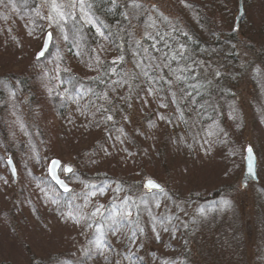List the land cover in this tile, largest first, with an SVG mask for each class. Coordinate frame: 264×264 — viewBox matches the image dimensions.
I'll list each match as a JSON object with an SVG mask.
<instances>
[{
    "label": "rangeland",
    "instance_id": "rangeland-1",
    "mask_svg": "<svg viewBox=\"0 0 264 264\" xmlns=\"http://www.w3.org/2000/svg\"><path fill=\"white\" fill-rule=\"evenodd\" d=\"M117 2L124 22L114 38L108 44L98 37L83 54L66 47L68 36L80 42L66 24L93 19L82 0H0V264H264V0ZM193 30L204 43L212 32L233 44L213 54L203 45V54L186 60L206 73L194 79L204 99L186 103L197 84L179 72L186 50L176 44L178 34L192 38ZM125 42L134 54L113 50ZM176 53L181 57L166 63L165 55ZM106 70L120 71L119 86L89 109L79 108V91L59 81L65 73L86 83ZM29 78L30 88L21 83ZM57 95L68 99L62 114L51 108ZM248 146L258 179L244 186ZM53 158L80 213L62 209L65 200L48 177ZM148 179L163 188L147 189ZM110 203L144 230L108 221L103 229L114 245L104 247L90 236L85 215L99 218L96 210Z\"/></svg>",
    "mask_w": 264,
    "mask_h": 264
},
{
    "label": "trees",
    "instance_id": "trees-1",
    "mask_svg": "<svg viewBox=\"0 0 264 264\" xmlns=\"http://www.w3.org/2000/svg\"><path fill=\"white\" fill-rule=\"evenodd\" d=\"M118 0H82V4L84 3V5H87V7L90 8V14L92 15V20L88 21L89 23H85L83 25H81L79 23V20L75 21V19H73L72 21H69L66 24L67 30L69 32V35H78L80 38V42H78V40H76V42H73V36H68L66 38L67 41V48H70L73 52H77V51H81V53L84 54V52H90L92 53V51L94 50L93 48H95L94 46H98L99 45V41H101L102 38H98L101 36H104L107 40H109L108 44H110V39H113L115 35V30H117L118 28L115 27V25L117 23L122 24L124 21L123 19V10H121V5L119 4V2H117ZM204 17V16H203ZM201 19L202 17L200 15H198L197 19H193L195 21H192L194 24L199 25V23L201 24ZM121 26V25H120ZM96 29H99V31ZM115 32V33H113ZM201 30H197V31H191L192 33V38H189L187 36H182L181 34H178V38L177 39V44L176 47L178 48L179 51H182V49L184 48L186 50V52H184L183 54V70H180L179 72L181 73V75L184 77L186 76L184 79L188 78V83H194V79H196L197 77L202 78L203 76H206V73H197L196 71H192V67H187L186 64V60L189 62H193L194 59H192L193 57L195 58V55H200L203 54L204 51L201 50V47L204 45L207 47V50L210 54H213L214 52L218 51V48H223L222 46L226 45V46H231L233 44V41L231 39H223L222 37H216L215 33H212L211 38L212 41L204 43V38L203 36H201ZM99 33V34H98ZM102 33V34H101ZM210 35V34H209ZM162 37L161 35H157L156 40L158 41V38ZM206 38V36H205ZM209 38V37H207ZM227 41V42H226ZM226 42V43H225ZM112 43V42H111ZM160 45L159 47H161V43L160 39L159 42ZM225 43V44H224ZM224 44V45H223ZM171 46V45H170ZM78 47L79 50H75L74 48ZM82 47H88L87 50L83 51ZM132 47V43L130 42L129 46H127V42L124 43L122 48H114L113 50L117 49V52L119 51V54H123L126 56H130L129 53L134 54L130 49ZM212 49V50H211ZM120 51H124V52H120ZM178 51V52H179ZM185 53H187L189 56H187L185 59ZM140 54L139 51H137L135 53V55L138 57V55ZM191 54V56H190ZM134 56V55H133ZM181 57V55L179 54H170L168 57H164V59L166 60V63L170 61H172V63L176 62V60L178 59V57ZM44 57V56H43ZM42 57V58H43ZM135 60L136 57L134 56ZM150 58V57H149ZM41 59V58H40ZM39 59V60H40ZM192 59V60H191ZM141 63L143 66H147L145 64L148 63V60H146L144 57H142L141 59ZM195 66V65H194ZM172 67H170L171 69ZM169 68L167 67V70ZM114 71V70H113ZM205 71V70H204ZM109 70H106L103 74L98 75L96 77H94L92 80L87 81L86 83H82L81 82V78L76 75V74H63L61 75V78L59 81H61L62 87L66 88H70L69 91L70 93L73 94L74 91H79L81 94L78 96V98L80 99L78 101V105L79 108L84 107H89L90 108L92 106H96V104L99 105V103H101V99L100 97L103 94H111L114 91V87L119 86L118 82L115 81H119V79H117V75H120V71H117L116 74H111L109 73ZM206 72V71H205ZM114 73V72H113ZM132 75V74H131ZM165 75H167V73L165 72ZM127 78V75H126ZM32 79H24L21 81V83L26 86L29 87V84H31ZM79 83L82 84L81 87H79ZM167 82H164V85ZM182 85L185 84V82H180ZM195 84H197V86H195ZM195 86V90L194 92H192L189 89V93H190V97L188 96L186 98V103L188 101L194 100V101H202L205 97V93L201 88V84L194 83ZM30 88V87H29ZM64 89V88H63ZM61 91V89L57 90V93ZM60 95V94H59ZM63 97V94H61ZM82 95L83 96H88V100H86L85 102H83L82 99ZM41 98H43V96H40ZM58 95L52 99V103L51 104V108L55 111H57L59 114H62L64 109L66 108V105L68 104V99H64V101H59L60 99H58ZM54 104V106H53ZM194 107V105L192 106ZM89 109V108H87ZM86 109V111H87ZM55 111V112H56ZM56 112V113H57ZM90 116V113H88L87 111V116ZM88 116V117H89ZM39 143V142H38ZM40 144V143H39ZM41 147V146H40ZM13 159V157H11ZM0 159L2 160L1 156ZM14 161V159H13ZM15 163V161H14ZM7 164V161H6ZM16 165V163H15ZM49 177V176H48ZM49 182L52 183L51 185H53L57 191L59 192V195H61L65 202L62 205V209L63 210H67L70 211L72 213H80V206H82V204L80 203V201L76 202L74 200L76 199H71L70 194H71V190L68 192H62L57 185L51 180V178L49 177ZM110 207L107 208L104 212L103 215H101L99 218L92 216L91 214H87L85 215L88 220L89 223L92 225L93 230L91 231L92 235H90L92 238L97 239L101 244H104V247L110 246L113 244V241L110 242V240L107 239V228L103 229L104 226L106 225V223L109 221L110 223L112 222L113 224H115V221L120 222L119 226H123L124 228H128V229H132L135 233V231L140 230L141 227L143 228L142 223L141 224H136L137 220H127L126 218H124V216L126 215V213H120L118 212V210L116 211V204H112L110 203L109 205ZM83 207V206H82ZM102 225L101 229L98 227ZM129 226V227H127ZM144 230V229H141ZM106 231V235H102V233H104ZM137 233V232H136ZM138 235H140L141 237H144L145 234H142L141 232L138 233ZM136 237V234H135ZM137 239V238H136ZM103 240V242H102ZM114 245V244H113ZM112 245V246H113ZM143 246H145L144 242H141L140 245H138V251L139 249H143ZM89 253L92 252V249H88L87 250ZM183 260V258H180L175 262V264H179V262H181ZM136 264H144L142 261L138 260L136 261ZM181 264H188V263H181Z\"/></svg>",
    "mask_w": 264,
    "mask_h": 264
},
{
    "label": "water",
    "instance_id": "water-1",
    "mask_svg": "<svg viewBox=\"0 0 264 264\" xmlns=\"http://www.w3.org/2000/svg\"><path fill=\"white\" fill-rule=\"evenodd\" d=\"M243 14V5L240 3V6H239V12L237 14V17H236V25L235 27L238 26L239 24V20L241 18ZM50 33V32H49ZM45 36V39H44V43H43V46L42 48L40 49V51H45V53L48 51L49 47H50V44H51V40H52V34H51V39L48 38V34ZM39 51V52H40ZM38 52V53H39ZM37 53V54H38ZM37 54H36V57H37ZM247 151H245V158H244V174H243V179H242V184L245 186L247 185L248 182L250 181H256L258 179V171H257V158L253 152V167H252V172L249 173V170H248V161H247ZM53 161H58L59 164L57 165H53ZM7 165H8V168L10 169V172L13 176V178L16 180L17 179V169H16V166H15V163L13 161V159L10 157L8 158L7 160ZM61 166V161L60 159L58 158H53L50 163H49V166H48V175L49 177L51 178V180L57 185V187L62 191V192H68V191H65L64 187H62L59 183H57V181L55 179H53V176H57L59 177L60 180L63 181L64 185L67 186L68 189L71 190V185L64 179L61 177L60 173H59V168ZM50 169H51V172H50ZM151 180L152 182H154L156 185H159L158 188H150L149 185H148V181ZM145 187L147 189H150V190H161L163 187L162 185L153 180V179H148L145 181L144 183Z\"/></svg>",
    "mask_w": 264,
    "mask_h": 264
},
{
    "label": "snow or ice",
    "instance_id": "snow-or-ice-1",
    "mask_svg": "<svg viewBox=\"0 0 264 264\" xmlns=\"http://www.w3.org/2000/svg\"><path fill=\"white\" fill-rule=\"evenodd\" d=\"M53 7L55 8V5H53ZM99 31V29H97ZM102 34V33H101ZM48 38L51 39V33L48 34ZM45 56V51H40L38 54H37V59L41 58ZM217 75H219V73H217ZM109 119H111V117H109ZM247 161H248V170H249V173L252 172V167H253V149L251 146H248L247 149ZM53 165H57L59 164L58 161H53L52 162ZM66 171L68 172H71L72 169L71 168H67ZM50 172H51V169H50ZM53 179H55L57 181V183H59L62 187H64L65 191H70V189L67 188L66 185H64L63 181L59 179V177L57 176H53ZM148 185L150 188H158L159 185H156L154 182H152L151 180L148 181ZM103 208V205L100 206V208H98L96 210L97 213H100V215H103V213L100 211V209ZM93 215H96V213H93ZM130 215V213H129Z\"/></svg>",
    "mask_w": 264,
    "mask_h": 264
},
{
    "label": "flooded vegetation",
    "instance_id": "flooded-vegetation-1",
    "mask_svg": "<svg viewBox=\"0 0 264 264\" xmlns=\"http://www.w3.org/2000/svg\"><path fill=\"white\" fill-rule=\"evenodd\" d=\"M61 168H62V163H61V166H60V168H59V173H60V171H61ZM67 168H69V167H64V171H65V172H68V171H66ZM62 178H63V177H62ZM65 180H66V179H65Z\"/></svg>",
    "mask_w": 264,
    "mask_h": 264
}]
</instances>
